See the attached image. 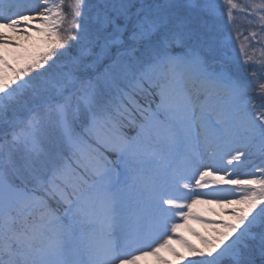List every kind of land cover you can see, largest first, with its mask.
Segmentation results:
<instances>
[{"label": "snow or ice", "instance_id": "1", "mask_svg": "<svg viewBox=\"0 0 264 264\" xmlns=\"http://www.w3.org/2000/svg\"><path fill=\"white\" fill-rule=\"evenodd\" d=\"M168 256L264 264V0H0V264Z\"/></svg>", "mask_w": 264, "mask_h": 264}, {"label": "rangeland", "instance_id": "2", "mask_svg": "<svg viewBox=\"0 0 264 264\" xmlns=\"http://www.w3.org/2000/svg\"><path fill=\"white\" fill-rule=\"evenodd\" d=\"M241 2H245V0H241ZM70 3V0H66V4ZM66 11H69V9L66 8ZM70 18V17H69ZM229 56L234 55V53L230 50L228 52ZM235 55L238 56V48L236 50ZM211 208L212 211H208V209ZM221 207L218 205H199L197 206V210L203 214V218L204 221H225V222H232V220H227L226 216H228L229 214H231L230 209H225L222 211V209H220ZM214 213H220V215H215ZM182 222V221H181ZM188 225L189 227L194 231L199 233L200 235H203L205 237H208L211 235V229L213 227H215L216 225L214 224H209L206 222H202V221H197V220H189L188 221ZM190 243L196 245L197 247H203V245H201L199 239L192 235L191 233H189L186 229L182 230L181 233ZM174 247L177 248L178 251H180L185 257L187 258H191L188 256V252L186 249L182 248L179 245H174ZM168 259L173 261V264H176V258L168 256ZM180 264H183V262H180Z\"/></svg>", "mask_w": 264, "mask_h": 264}, {"label": "bare ground", "instance_id": "3", "mask_svg": "<svg viewBox=\"0 0 264 264\" xmlns=\"http://www.w3.org/2000/svg\"><path fill=\"white\" fill-rule=\"evenodd\" d=\"M236 207H239V206H236ZM221 209V208H220ZM226 218H227V220H232V216H231V214H229L228 216H226Z\"/></svg>", "mask_w": 264, "mask_h": 264}]
</instances>
